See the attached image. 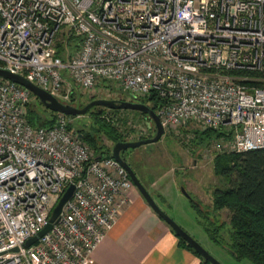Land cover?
<instances>
[{
  "label": "built area",
  "instance_id": "2783aa9c",
  "mask_svg": "<svg viewBox=\"0 0 264 264\" xmlns=\"http://www.w3.org/2000/svg\"><path fill=\"white\" fill-rule=\"evenodd\" d=\"M0 68L78 106L81 89L112 81L127 100L158 97L166 130L197 122L232 131L230 151L264 148V87L251 74L264 73V0H0ZM33 96L0 76V264H84L134 182L70 115L32 125Z\"/></svg>",
  "mask_w": 264,
  "mask_h": 264
},
{
  "label": "trees",
  "instance_id": "16d2710c",
  "mask_svg": "<svg viewBox=\"0 0 264 264\" xmlns=\"http://www.w3.org/2000/svg\"><path fill=\"white\" fill-rule=\"evenodd\" d=\"M74 46L77 47V44ZM256 84L264 87V82H256ZM137 100H142L155 111H158L159 98L155 95ZM34 105L35 107L40 105L42 109L39 111L40 108H35ZM95 108L98 107H93L87 113H91V122H83L78 126L77 131L82 140L93 149L97 157L112 156L114 145L119 141H128V131L134 129L129 128L127 118L108 116L105 113L107 110L116 115L121 111H132L139 113L144 118L148 116L146 113L137 110L105 107L101 111L95 110ZM58 114L59 112L51 110L39 100L30 105L28 120L34 126H52ZM70 116L72 118L78 117ZM187 126L180 127L179 131L187 132L190 130ZM195 133L193 140L197 144L205 142L207 138L214 141L216 138L222 140L223 137H226L225 142L229 141L227 145L232 143V131H218V129L207 127L203 130L195 129ZM217 139L216 141H218ZM224 140L220 144L223 146V150L215 158V171L226 177L227 186L214 190L212 211L205 210L200 202L195 201L193 196L190 201L195 206L196 215L211 239L220 244H225L237 260L247 258L254 264H264V148L243 150V152L230 151V149H224ZM128 150L124 151L125 154ZM140 179L142 178L140 177ZM142 182L147 186L144 179ZM222 211L229 212L228 221L218 219ZM227 224L230 226L229 236L227 240L222 241L219 233L224 230ZM178 237L181 246L196 252L185 239ZM198 255L205 264H212L200 254Z\"/></svg>",
  "mask_w": 264,
  "mask_h": 264
},
{
  "label": "rangeland",
  "instance_id": "374dc122",
  "mask_svg": "<svg viewBox=\"0 0 264 264\" xmlns=\"http://www.w3.org/2000/svg\"><path fill=\"white\" fill-rule=\"evenodd\" d=\"M251 74L256 77V82H264V73L251 72ZM126 93L117 88L114 82L104 81V83L98 85L93 90L86 91L81 89L79 103H81V106H84L96 98L130 99L127 98ZM36 101H39V99L34 95L31 104H34ZM31 104H29V107ZM36 107L40 108L39 111L42 109L40 105ZM97 109L102 111L105 107H98ZM97 109L95 108V110ZM105 113L108 116L113 115L114 118L118 116L128 119L129 128H134L128 131L129 140H139L156 134L154 122L147 117H142L139 113L121 111V113L116 115L108 110ZM70 120V128L77 130L78 126L83 122H91L92 117L91 113H89L79 115ZM148 122L152 125L151 128L148 127ZM187 128L190 129L187 132L183 130L177 131L178 129H175V131L165 129V133L160 140L136 148H130L126 151V156L138 176L145 180L148 189L152 191L149 192L153 194L157 203L216 259L222 264H254L247 258L237 260L225 244H220L211 239L196 215L195 206L181 190V187H184L194 197L196 202L202 204L205 210L212 211L214 190L227 186L226 177L215 171V158L223 150V146L220 144H222V140L226 137L222 136L224 138L222 140L216 138L218 141L216 139L212 141L207 138L205 142L197 144L193 140L196 134L195 129L203 130L204 127L197 122H191ZM107 142L111 144V142ZM227 143L229 141L225 142L224 140V149H230L231 145H227ZM169 177L174 179L173 182L181 190L179 192L182 197L177 198L175 193L172 192L165 197L158 195L159 193L155 190V187L157 188V186L160 187L167 183ZM134 187H136L135 184ZM221 214L219 215V220H229L228 211H222ZM211 216L213 217V214ZM229 227V224H227L224 230H221V233H219L222 241L227 240Z\"/></svg>",
  "mask_w": 264,
  "mask_h": 264
},
{
  "label": "crops",
  "instance_id": "0c3cea01",
  "mask_svg": "<svg viewBox=\"0 0 264 264\" xmlns=\"http://www.w3.org/2000/svg\"><path fill=\"white\" fill-rule=\"evenodd\" d=\"M173 181L169 177L155 187L158 195L172 192L182 197ZM129 192L128 204L84 264H205L196 252L180 245L178 235L137 187Z\"/></svg>",
  "mask_w": 264,
  "mask_h": 264
},
{
  "label": "water",
  "instance_id": "95a60500",
  "mask_svg": "<svg viewBox=\"0 0 264 264\" xmlns=\"http://www.w3.org/2000/svg\"><path fill=\"white\" fill-rule=\"evenodd\" d=\"M0 76L4 78H8L12 81L20 83L27 88H29L34 95L48 108L51 110L64 113L66 115H85L88 113L90 109L93 107H108L113 109H130L137 110L146 113L150 119L155 124L156 134L149 138H143L139 140H128V141H119L113 147V155L121 164L129 171L131 179L133 180L136 187L140 190L144 198L150 204V206L172 227L175 233L185 239L198 254L204 257L206 260L210 261L212 264H222L218 259H216L198 240H196L183 226H181L173 217H171L160 204L157 203V200L153 196L147 186L142 182V179L138 176L134 168L131 164L122 156V151H125L130 148H136L144 144L153 143L161 139L163 134L165 133V127L161 120V114L151 108L147 103L136 101V100H119V99H109V98H96L88 102L84 106H78L70 103H66L61 101L57 96L50 93L46 89L41 86L35 84L30 81L24 75L19 73H14L8 69L0 68ZM152 127V125L149 123ZM75 189V185L71 184L64 192L62 197L60 198L58 204L53 209L50 222L48 225L40 232L39 235H43L47 231H49L54 222L57 221V218L62 211V207L66 203L67 200L70 199ZM184 195L189 199H193L192 195L184 188L181 187ZM38 236H35L29 239L26 243V246L31 245L33 242L37 240Z\"/></svg>",
  "mask_w": 264,
  "mask_h": 264
},
{
  "label": "flooded vegetation",
  "instance_id": "af4514ba",
  "mask_svg": "<svg viewBox=\"0 0 264 264\" xmlns=\"http://www.w3.org/2000/svg\"><path fill=\"white\" fill-rule=\"evenodd\" d=\"M136 101H140L143 102L142 100H136ZM122 156L125 157V159L129 162L128 157L126 156L125 152L122 151ZM130 163V162H129ZM132 166V165H131Z\"/></svg>",
  "mask_w": 264,
  "mask_h": 264
}]
</instances>
